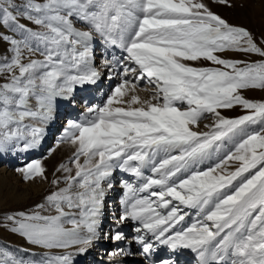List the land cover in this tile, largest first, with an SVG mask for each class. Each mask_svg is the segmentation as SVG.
I'll return each mask as SVG.
<instances>
[{"label": "snow or ice", "instance_id": "1", "mask_svg": "<svg viewBox=\"0 0 264 264\" xmlns=\"http://www.w3.org/2000/svg\"><path fill=\"white\" fill-rule=\"evenodd\" d=\"M0 27L15 34L0 32L11 53L0 59V153L20 141L24 150L36 146L43 129L25 121L50 119L54 101L71 102L77 87L99 90L101 68L119 65L123 77L101 105L69 121L64 139L74 146L72 167L58 169L64 187L37 210L5 216L29 245L74 253L45 252L36 261L0 246V264H74V254H86L101 238L117 170L136 182L122 181L123 212L104 237L115 245L107 264L129 255L120 228L128 220L139 225L133 241L145 258L157 243L169 250L156 264H179L185 250L196 264H264V101L242 94L264 90V39L258 43L203 0H0ZM96 44L125 55L115 63L102 57L97 67ZM229 51L261 59L219 55ZM200 60L215 66L186 63ZM140 81L152 86L147 100L136 94ZM237 106L246 114H221ZM202 119L212 120L208 131L197 130ZM17 171L25 181L46 178L41 160Z\"/></svg>", "mask_w": 264, "mask_h": 264}, {"label": "rangeland", "instance_id": "2", "mask_svg": "<svg viewBox=\"0 0 264 264\" xmlns=\"http://www.w3.org/2000/svg\"><path fill=\"white\" fill-rule=\"evenodd\" d=\"M17 2H20V0H17ZM203 2L209 7V9L213 13L219 15L220 17L225 19L228 23L232 25L242 26L250 30L256 37L258 43L260 40L264 39V0H229V4L231 6H228L226 4H220L218 0H203ZM21 22L27 23L26 21H21ZM28 26L35 27L34 25L31 24H28ZM77 26L79 27L80 25ZM0 32L15 36V34H13L8 29L3 27H0ZM9 48H10V44L8 42L0 40V59L11 55V53L8 51ZM111 52L112 51L106 49L104 54L105 56L108 57V59L114 58V56L117 57L115 58V60L119 59V55L116 56L114 54H111ZM219 55H222L224 58H228V59L246 60L249 62L261 59L255 54L245 55L243 53L231 52V51L221 53ZM32 58H38V57H32ZM186 63L192 64L193 66H215V65H211L210 62L205 60H200L197 62L189 61ZM0 82H3L2 79H0ZM138 87L145 90L149 98L151 97L152 86L149 85L147 81H140ZM242 94L247 99L252 101H264V90L261 89L243 90ZM80 96H82V94H80L77 97L75 96L74 99H71V102H69L68 99L57 98L53 103L54 105L53 107L55 108V113H57L56 117L55 116L52 117L51 115V118L46 121H41L39 119L25 121V123H29L34 127H40L43 129L42 137L44 144H42L41 147L40 146L32 147L30 153H28V156L27 155L21 156L22 153L25 154L26 152L23 149V141H20L15 148L9 150V152L13 153V156H16L18 160V163L11 166L12 170H17L19 168H22L27 163L34 160H41L43 167L45 168L44 175L46 178H42L38 176L34 180H30V181H25L22 179V177L21 179L19 178L20 179L19 182H21V184L17 185V189L19 188L18 189L19 191H22V189H24L25 187L24 184L22 185L23 181L27 183L34 182L37 185L40 186L44 185L45 187H47L48 185V187L45 189V192H43V194H38V195H36L34 193V190H32V188H30L27 185L26 187L29 193L27 194L24 200L19 202L9 201L10 203H5L2 206H0V246L6 247L8 251H10L13 255L17 257H23L24 259L40 261L43 258V254L40 251L30 248V246H26L25 244L22 243H17L16 241H14V239H12V236L10 235L8 236V234L11 232L10 231L11 222L7 221L5 219V216L14 215L15 213L20 211L30 212L33 210H37L36 206L38 204L46 203L45 197L47 195L56 191L60 186L63 185L64 183L63 176L65 175V173H63L62 171H58V169L60 168L61 164H66L72 167L71 158L74 152V146L70 142L64 139L65 132L66 130L69 129V121L80 122L83 119V117L86 115L87 108L95 105H101L106 100L107 94H101L98 95L99 98H97L98 96L93 98L91 100V103L89 104L90 106L88 107H84V106L81 107V104L79 103L80 104L79 105L77 102L73 103L72 100H79L80 98L78 97ZM141 99L147 100V98L144 97H141ZM32 104H33V110L34 111L38 110V105L35 100L32 101ZM64 110H67L68 112H65ZM70 111H72V113H70ZM220 111L222 115L230 119H234L246 114L245 110L239 106L234 107L232 109H221ZM211 123H212L211 119H202L199 128L197 130L208 131L209 129L206 128L205 125ZM32 152L34 153L32 154ZM207 163H211V162H207ZM207 163L201 165V167H206ZM235 166L236 165L233 164L230 170H234ZM73 175H74V171H73ZM54 179H60V184L59 185L52 184V181ZM124 180H128L130 182H136V178L132 177L131 175H129L126 179H123V181ZM185 210L189 211L193 218L195 217L194 209H185ZM50 213H53V211L51 210L43 211V214H50ZM110 220L111 219H109V222L112 223V221ZM89 250H92V248H90ZM89 253H91L93 256H96L98 254V252H94V251H90ZM134 253L135 254L138 253V249H136ZM188 253L189 252H186L187 255ZM141 256L139 257V259L141 258ZM164 256L165 254H163V257ZM82 260H84V258ZM145 260L147 259L145 258Z\"/></svg>", "mask_w": 264, "mask_h": 264}, {"label": "bare ground", "instance_id": "3", "mask_svg": "<svg viewBox=\"0 0 264 264\" xmlns=\"http://www.w3.org/2000/svg\"><path fill=\"white\" fill-rule=\"evenodd\" d=\"M94 49H95L94 63L97 67H100L102 57L108 59V57L105 56L104 54L106 49H108L109 51H112L111 54H114L116 56L119 55V58L125 55V53H123L122 50L119 48H111V47L105 48L101 46L100 44L94 45ZM115 58L117 57L114 56V58H111L108 60H113L115 63ZM101 72H102L103 79L99 83V90H97V86H88L87 89H85L84 87H77V89L72 94L73 97L75 96L77 97L80 94H82V96L78 97L80 98L79 100H72L73 103L77 102L78 104L79 103L81 104V107L83 106L88 107L90 106L89 104L91 103V100L93 98L101 94H109L111 91V88H113L123 78L122 73L120 71V67L118 65H116L111 72L103 68H101ZM138 86H139V83L136 88V94L148 99L149 96L147 95V92L143 90L142 88H139ZM97 98H99V96ZM53 108H52V117L54 116L56 117L57 113H55V108L54 109ZM64 111L68 112L67 110H64ZM70 113H72V111H70ZM42 144H44L43 137L40 138L39 143L34 147H37V146L41 147ZM30 151H31V148L25 150L26 153L25 154L22 153L21 156L23 155L28 156V153H30ZM33 153L34 152H32V154ZM16 163H18V160L16 156H13V153H10L9 151L0 153V206H2L5 203L19 202V201L24 200L27 194L29 193L26 187L27 185L30 188H32V190H34V193L36 195L43 194V192H45V189L48 187V185L47 187H45L44 185L42 186L37 185L34 182L27 183L23 181L22 185L24 184L25 187L24 189H22V191H19L18 190L19 188L17 189V185L21 184V182L19 181L22 176L17 170L11 169V166H13ZM129 175L130 174L128 173H123L120 171H116L114 173V179L112 180L114 187L106 191L105 203L102 209V214L100 216V224L98 228V233L100 234L99 236L101 238L94 242L92 250H89L86 254H83V255L74 254L73 255L74 264H84V263L85 264L86 263L87 264L89 263L90 264H107L106 253L110 252L115 247V245L112 241L104 239V237L115 230V227H116L115 221L123 212L124 206L121 201L124 198L125 191H123L124 188L122 187V181L123 179H126ZM61 187H64V183L59 188ZM51 211H53V213H50V214H54V210H51ZM109 219H111L110 221H112V223L109 222ZM137 226H139L137 222H134L131 220L125 221L120 226L121 230L125 233L127 237V239L121 243V246L125 247L129 252V255L123 258V264H156L157 255L162 258L170 257V253L167 247L157 243L156 252L151 257L146 258L147 260H145V256L142 254L139 246L135 244L133 241V237L137 235V233L135 232V228ZM9 235L12 236V239H14V241H16L17 243H22V244H25L26 246H30V248L40 251L42 252V254L47 252L49 256H54V255L60 254L65 251L73 252V253L75 251L74 249H68V250L41 249V248H38L32 245H29L26 242V240H24L17 234H13L12 232H10L8 236ZM136 249H138V253L135 254L134 251ZM90 251L98 252V254L96 256H93L91 253H89ZM186 252L188 251L185 250L184 254L180 257L179 264H196L194 257L190 262H187L186 259L188 255L186 254ZM162 253L165 254L164 257ZM140 256L141 258L139 259ZM83 258L84 260H82Z\"/></svg>", "mask_w": 264, "mask_h": 264}]
</instances>
